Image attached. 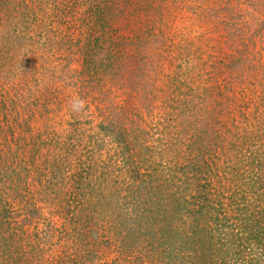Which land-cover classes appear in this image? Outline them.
Masks as SVG:
<instances>
[{
    "label": "rangeland",
    "instance_id": "1",
    "mask_svg": "<svg viewBox=\"0 0 264 264\" xmlns=\"http://www.w3.org/2000/svg\"><path fill=\"white\" fill-rule=\"evenodd\" d=\"M205 263L264 264V0H0V264Z\"/></svg>",
    "mask_w": 264,
    "mask_h": 264
},
{
    "label": "trees",
    "instance_id": "2",
    "mask_svg": "<svg viewBox=\"0 0 264 264\" xmlns=\"http://www.w3.org/2000/svg\"><path fill=\"white\" fill-rule=\"evenodd\" d=\"M211 48L214 50L215 48H213L212 46H211ZM114 133H116V134H118V132H114ZM195 158L196 157H194V156H188L187 157V159L188 160H190V161H194L195 160ZM212 220H213V216H210L209 217V219H208V222L211 224L212 223ZM213 224V223H212ZM224 225H225V221L224 222H222V223H220V225H216V224H214V227L215 228H213V229H211V230H208V235L206 236L209 240H210V243L213 241V240H215V237H216V233H217V231H220L221 230V228H223L224 227ZM211 227V226H210ZM237 230V232H244L243 230H238V229H236ZM207 233V232H206ZM240 235H242V234H240ZM204 238H205V234H204ZM200 239H201V237H200ZM229 239V238H228ZM233 241H234V244H233V246H234V254L236 255V254H238L239 256H242V253H243V247H244V243H245V237L244 238H241L240 236H237V237H235V236H233ZM201 245V247L202 248H204L205 246H206V244H205V242H203L202 244H200ZM224 247V244H222V247H220V249L222 250V248ZM220 249H218V251H221ZM208 252H210V254H209V256L207 257V260L205 261V262H207L209 259H211L212 258V256H213V254H212V252L213 251H208ZM226 252V251H225ZM223 253V252H222ZM227 253V252H226ZM262 255V254H261ZM259 256V255H258ZM260 261H262V260H260ZM205 264H207V263H205Z\"/></svg>",
    "mask_w": 264,
    "mask_h": 264
}]
</instances>
